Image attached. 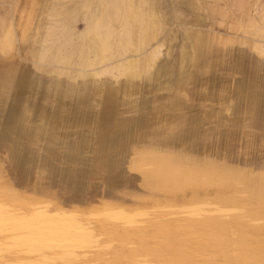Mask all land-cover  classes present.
Masks as SVG:
<instances>
[{
    "label": "rangeland",
    "instance_id": "obj_1",
    "mask_svg": "<svg viewBox=\"0 0 264 264\" xmlns=\"http://www.w3.org/2000/svg\"><path fill=\"white\" fill-rule=\"evenodd\" d=\"M56 1L17 0L12 8L9 0H0V22L14 21V8L19 13L23 5L32 13L21 30L24 37L16 33L14 51H0V205L19 204L0 222V264H264V233H243L264 223V215H250L264 213V194L253 190L255 177L264 172V0L148 1L145 10L162 25L161 47L145 55L131 49L123 54L128 71L132 65L139 69L134 63L141 56L153 62L138 71L139 91L122 97L115 86L125 74L109 76L98 72L99 64L89 66L86 76L103 78L112 99L101 106L88 139L86 133L68 135L66 146L43 135L34 142L32 125L17 122L14 106L20 82L27 89L34 84V65L56 74L55 80L79 69L56 60L37 63L34 57L47 9ZM84 26L77 19L75 33ZM190 29H196L193 36L201 33L198 52L187 46ZM211 42L219 51L213 58L206 54ZM182 52L192 64L180 60ZM50 77L42 75L44 82ZM226 84H234L237 93L229 94ZM116 99L125 105L118 112L112 109ZM146 99L164 115L160 122H139L138 102ZM113 119L118 133L111 138L105 124ZM75 125L69 120L60 131ZM238 136L243 147L223 159L224 138ZM153 142L160 146L151 147ZM107 153L102 162L108 167L116 158L139 165L131 180L117 169L112 176L93 175L97 180L74 178L76 166L88 170L87 158ZM143 174L148 179H140ZM13 192L25 200L11 198Z\"/></svg>",
    "mask_w": 264,
    "mask_h": 264
},
{
    "label": "bare ground",
    "instance_id": "obj_2",
    "mask_svg": "<svg viewBox=\"0 0 264 264\" xmlns=\"http://www.w3.org/2000/svg\"><path fill=\"white\" fill-rule=\"evenodd\" d=\"M9 1L11 2L12 8L17 7V0ZM148 1L150 0H57L47 9L48 19H46L47 17L45 18L46 21L43 22L40 30L41 46L39 48L37 47L34 51L36 62L39 63L40 61H44L49 63L56 60L62 64L76 65L79 69L76 73L70 75L71 77L69 78L76 81L71 82L69 78H57L59 80H55L54 77L56 74H47L46 68H42L36 64L34 65L35 78L33 86L27 89L25 85L27 82L25 80L20 82L18 93L15 98V116L17 122L25 121L32 125L33 134L31 139L33 138L34 142H39L40 136L42 135L44 137L56 139L55 141L61 143L63 146L68 144L69 137L78 136L79 134L82 136L86 133L84 134V141L88 139L86 135L89 133L91 127L97 125V118L101 114V110H103L101 106L109 99H112V95L109 93L110 90L104 87L102 82L103 78L86 76L85 72L88 71V67L93 64H99L98 72L100 74L104 73L114 77H117L119 74H125L122 80L123 84L121 86H115L117 92H119L122 97H130L139 91L141 76H139L138 71H146L153 62H149L145 57L141 56L134 63L139 69H135L134 65H132L133 67L128 71L126 69L123 54L126 50L131 49L136 51L138 55H145L146 51L150 50L154 53L159 51L161 47V43L157 39V34L161 31L162 25L155 23V20L152 21V17H150L149 13L145 10ZM24 6L25 5H23V9L20 10L19 13L18 10L14 8L16 11V15H14L16 18L14 21L12 19V21L7 20L4 22L2 19L0 22V34L3 32L2 34L4 35H1L3 38L0 36V38H2L0 39V51L3 54L14 51V43L15 40L18 39L16 33L19 35V39L24 37L22 34L23 31L21 32V30L22 28L24 29L30 20L29 17L32 16V13L25 10ZM154 15L157 17L155 13ZM77 19L84 20L85 26L81 32L75 33L74 22ZM160 19H162V17ZM159 22L161 23V21ZM192 30L193 29H190L189 35ZM200 34V32H196L194 36L191 34L192 37L189 41V43H191L187 44L188 48L190 47L193 53L194 50L198 52V48L196 50L195 46L200 40L197 41L196 36ZM225 43L223 42V44ZM216 47L218 48L220 46ZM216 51L214 47H212V42L211 45L207 44L206 54H211L210 58H213ZM16 53L17 51L15 54ZM179 54L181 56L180 60L187 58L186 55L185 58H183V52ZM215 57L218 58L219 56ZM187 60L189 61L188 58ZM187 60H184L185 63ZM191 60L193 61V59ZM192 61H189V63L192 64ZM214 61H217V59ZM182 64H184V62ZM181 68L182 66L180 69ZM167 70H170V68H166L165 71L160 70V74L165 73ZM43 74L52 77H50L47 82H44V78H42ZM156 74L157 71L148 74L145 79L148 77V79L153 78ZM226 85H228L227 91L229 94H233L237 91L234 84ZM163 87H165L164 84ZM118 88H121V91H118ZM160 89L157 88L156 90ZM201 95L205 96V94ZM217 95L220 96L219 93H217L216 96ZM253 97L254 96L249 97V99ZM37 103L39 107L36 106ZM123 103V101L116 99L115 106L112 109H117L118 112V109H123L122 105L125 107ZM129 104L134 107L133 102L127 103V105ZM138 104L140 105L138 116L140 123H158L164 118V115L157 114L155 107H149L147 99L145 101H139ZM105 108L107 110L108 106L105 105ZM112 112L113 110L111 113ZM67 119L71 120L72 124H76L68 133L60 131L68 124L69 120ZM184 124L186 123L182 125ZM107 125L113 134L118 133L116 119L109 120L105 124V127ZM127 126L126 124V126L122 127ZM68 135L70 136L68 137ZM221 135L225 136V133ZM224 140L227 142L224 152H227L224 153L223 159H225L228 154L232 156L236 154L234 153L235 147H240V149L243 147L242 136L232 139L227 137L224 138ZM77 141L81 143L80 139ZM218 144L221 147L223 142L220 141ZM31 145L33 144L31 143ZM158 146H160L158 142H153L151 144V147L156 148ZM255 178L256 183L253 190L258 197H261L262 194H264V172H260ZM9 195L18 202L20 200H25L24 194L13 192ZM18 205V203L0 205V222L4 221L5 218H3V216L7 210H13L12 207L18 210ZM237 213L239 216H242L245 212L239 210ZM250 215L251 217L257 218L258 216H263L264 213H254ZM257 230L264 233V223L261 224L260 227L245 229L243 233L245 236L251 237ZM25 250L29 251L30 248H26ZM3 258H7V256L4 255Z\"/></svg>",
    "mask_w": 264,
    "mask_h": 264
},
{
    "label": "crops",
    "instance_id": "obj_3",
    "mask_svg": "<svg viewBox=\"0 0 264 264\" xmlns=\"http://www.w3.org/2000/svg\"><path fill=\"white\" fill-rule=\"evenodd\" d=\"M106 130H107L106 134L112 138L113 133L111 132V129L106 128ZM111 138H109V140L106 141L104 144V148L107 147L106 152L108 151ZM103 141L104 140L102 139V137L99 138V142H98L99 146H97L98 149L100 148V144ZM97 155H98V153L95 156H97ZM108 156H109V154L107 153L106 158H98V157H94V154H92L91 157L87 158L88 163L86 164V166H88L87 167L88 170H85V169H82V168H79L78 166H76L74 168L75 171L73 170L75 172L74 178L80 179V177H82V175L85 174V177L80 179L78 182H80L81 180H87V181L97 180V178L94 177L93 175L97 176L98 178L99 177L104 178L108 174H110L111 176L114 175L115 173H112V172L117 169L118 174L119 173H126V176L131 180V178L133 177L132 172L135 169H137L139 167V165H137V164L126 165L127 163H124L122 161V159L116 158V159H114V162L112 164H110V166L108 167V164L106 162H102L103 160L107 159ZM144 177H145V174L139 176L140 179H148V178H144ZM155 177H157V176H155ZM158 179L161 180V178H158ZM164 181L168 182L166 179ZM172 184L173 183H170V185H172Z\"/></svg>",
    "mask_w": 264,
    "mask_h": 264
}]
</instances>
